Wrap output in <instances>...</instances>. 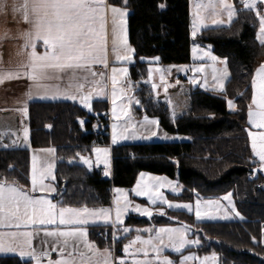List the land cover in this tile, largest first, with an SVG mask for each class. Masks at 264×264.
Here are the masks:
<instances>
[{
    "label": "trees",
    "instance_id": "16d2710c",
    "mask_svg": "<svg viewBox=\"0 0 264 264\" xmlns=\"http://www.w3.org/2000/svg\"><path fill=\"white\" fill-rule=\"evenodd\" d=\"M108 3L129 11L128 42L135 59L129 69L131 80H145L152 60L159 65L194 62L193 45L208 47L218 58H226L228 79L223 93L192 89L189 110L174 119L166 105L154 100L149 87L140 86L136 117L155 118L164 132L183 140L112 146L111 178L79 163V158L89 156L95 147L109 145L107 118L96 119V115L107 111L106 102L92 103L91 112L71 102L29 103L30 148L52 147L56 152L54 199L58 206L109 207L112 190L131 188L141 173L177 181L182 191L173 199L180 201H192L196 197L217 199L230 193L241 221L196 222L186 212L170 211L161 215L159 223L181 224L180 221L191 225L200 246L190 250L198 255L215 253L218 264H264L261 243L264 189L256 188L264 176L256 172V158L248 136L252 77L264 64V46L256 40L259 29L256 13L236 1V15L229 27L203 30L192 41L190 0H108ZM227 99L233 100L234 111H228ZM0 180L22 186L29 184V148L0 146ZM148 223L145 218L128 217L124 227H142ZM111 228L89 227L88 238L97 248H108L111 243L101 236L109 238ZM130 236L131 233L122 237L117 244L125 246ZM183 254L167 256L177 262ZM0 264L31 262L2 256Z\"/></svg>",
    "mask_w": 264,
    "mask_h": 264
},
{
    "label": "snow or ice",
    "instance_id": "6c2138e0",
    "mask_svg": "<svg viewBox=\"0 0 264 264\" xmlns=\"http://www.w3.org/2000/svg\"><path fill=\"white\" fill-rule=\"evenodd\" d=\"M126 2V0H125ZM244 9L256 13L259 21V29L256 33V40L261 46H264V15L258 9V5H264V0H241ZM4 0H0V7H3ZM163 7V5H161ZM211 8L213 17L227 13L228 21L231 23L233 17L236 15V9L228 0H217L213 3L210 0L208 5H197V8ZM217 9L219 11H217ZM18 11L22 12L23 20L30 25L22 35L24 44L22 48L27 51L28 63L24 65L25 71L23 73H0V83L5 79L19 78L21 75L26 76L27 79L32 81L36 87H44L47 89L49 86L43 85L41 82L52 79H62V74L71 73L74 77L77 73H83V82L76 84H69L68 89L61 92L58 86L53 93L52 98H56L57 94L63 95L66 99L76 100L91 110L89 101L92 97V92L84 94V88L87 84L91 83L96 86L93 91L97 95L104 92L105 73H96L92 70L93 65H103L108 67L107 50L105 47L104 27L106 23V16L108 14L112 17L113 25L119 26L121 32L124 30V17L126 9H122L106 3V0H23L19 5ZM223 21L213 18V24H220ZM203 24V19L200 13L197 12V18L193 21V36L198 27ZM117 32L116 27L113 28L114 36ZM119 44L123 45V52L117 51V39H113V54L117 61H131L133 50L127 46V41L120 37ZM42 46L44 51L38 52V47ZM30 49V51H28ZM193 54L195 59H202L207 57L209 60L216 62L219 60L225 67L221 70V77H226L227 61L220 59L211 54L209 51H204L201 56L198 53L197 46H193ZM158 59V58H157ZM178 70H184L183 66ZM193 72H203L204 66L194 67L191 69ZM157 71H161L157 69ZM216 69L213 68V80L217 81L218 87L222 90V80H217L215 75ZM93 78L99 76L100 79H93L89 82L88 76ZM127 75L126 68L111 69V84H112V102L115 105L118 94L124 95L122 90H118L120 77ZM152 70L149 69V79H151ZM163 81V76H161ZM191 83L195 84L196 80L192 79ZM179 83V81H177ZM204 84H207V77H205ZM204 85H201L203 87ZM129 87L131 84L129 83ZM153 89L156 85L153 84ZM74 88V91L70 89ZM252 103L249 105L248 123L257 129H264V64L257 68L252 77ZM31 95V86L29 93ZM43 98V97H42ZM138 103V101H137ZM171 104V102L169 101ZM255 106L253 109L252 106ZM229 108H234L232 100L228 101ZM121 110L125 111L124 106L121 105ZM26 112V109H24ZM115 115V107L113 108ZM126 114V112H125ZM174 115V113H173ZM157 125L158 121L144 117L143 124ZM117 125H113L112 142L115 144L118 138H129L124 135L127 127L135 128L136 125L129 123L124 128L123 132L117 131ZM27 130L25 129V133ZM2 135V133H0ZM135 132L132 137L135 138ZM151 135H156L152 132ZM251 141V149L253 156L257 157L260 166L264 169V132L253 134L248 133ZM25 138H27L25 136ZM53 153L54 149H42ZM97 163H103L105 167L104 174L107 176L108 169V149L94 148ZM84 164L91 167V161L81 156ZM52 165L47 167L38 168L36 164V157H33V168L31 175V192H47L52 193L55 188L46 185L44 181L52 175ZM54 178V177H53ZM146 178V180H145ZM147 181V182H146ZM165 182L172 185L171 181H167L162 177H151L145 173L140 174L136 187L132 192L136 196H146L150 204H156L157 200L161 203H166L168 206L176 208H184L189 212L192 211L190 204H177L172 205L162 195L159 194V188L163 187ZM175 191V189H173ZM118 193L115 200V217L116 223H122V217L129 211L130 201L127 199V194L123 189H114ZM230 193L225 195L222 199L228 200ZM206 208L201 207V200L197 199L195 216L196 219L202 220L204 218L214 219L211 215V209L215 206L217 209L220 207L216 201L208 200L205 202ZM58 209V210H57ZM112 209L109 208H96L89 209L88 207L73 208L64 207L53 203L51 199L46 196L30 195L25 191L22 186H17L15 182L9 183L6 180H0V253H15L23 260L30 259L33 264H115L112 259L111 249L105 248L102 251L88 241L87 231L83 227H75L79 225H87L90 219L103 217L106 221L110 219ZM132 211L138 212L142 216H151L152 213L146 207H141L137 204ZM235 212V208H232ZM161 215L164 213L161 212ZM236 215H239L237 212ZM222 218H226L222 217ZM57 221L63 228L54 227L51 230L48 228L43 229L44 238H41L42 247L33 245V240L38 238L40 228L35 226L57 225ZM73 226V227H69ZM128 232V228L123 229ZM145 231L152 232L153 229H145ZM188 226L182 228H159L155 229V236L149 239H141L139 236L131 241L135 244L139 241L144 247L137 249L143 252L144 260H134L133 264H174V261L167 256L162 255L166 248H171L172 251L180 253L181 249L187 244L198 245L199 239H187ZM51 238V249L49 250V240ZM113 239H116L113 233ZM130 245L124 246V252H129ZM154 254V259H147L148 252ZM50 251L58 253L59 258L51 260ZM216 254L199 258L193 255L181 256L179 264H187L188 261H199V264H216ZM119 264H124L123 260Z\"/></svg>",
    "mask_w": 264,
    "mask_h": 264
},
{
    "label": "crops",
    "instance_id": "0c3cea01",
    "mask_svg": "<svg viewBox=\"0 0 264 264\" xmlns=\"http://www.w3.org/2000/svg\"><path fill=\"white\" fill-rule=\"evenodd\" d=\"M196 1L198 2L201 1V3H205L208 0H190V36H191V25L193 21L192 5ZM235 1H237L243 7L241 0H235ZM22 2L23 0H4L3 7H0V73H8V72L23 73L25 71L24 65L28 63L27 51H25L22 48V45L24 44V38L22 34L26 30H28L30 25L23 20L22 12L17 10L19 8V5ZM106 3L109 4L108 0H106ZM258 9H261L262 11H264V5H258ZM114 27H116L117 29L115 36L113 33ZM120 37H123L124 39H126L127 46L132 49L131 45L128 42V31L124 27L123 32H121L117 25L115 26L113 25L112 17L110 14H108L106 16V23L104 27V39H105V47L107 50L108 67L105 68L103 65H93L92 66V70L95 71L96 73L103 72L106 74L105 81H104V84H105L104 92L97 95L96 92L93 91V89H95L96 86L91 83L87 84L83 90L84 94L92 92V97H91V100L89 101L91 110H89L88 107H85L80 102L79 98H77L76 100L66 99L64 98L63 95H60V94H57L56 98H52L53 93H55L56 91V86H58L61 92H63L64 90L68 89L69 84L74 85L77 82H83V75H84L83 73H77L75 77L71 73L62 74V79H52V80L42 81L41 83L43 85L49 86L47 89H45L44 87H40V88L36 87V85L32 81H30L29 79H27L26 76H23V75H21L19 78L5 79L2 83H0V133H2V135H0V146L1 147L10 146L13 148H29L30 149L29 184L27 186H22L16 183L17 186H22L25 191H28L30 195H34L37 197L46 196L49 199H51L53 203L57 204V201L54 199V197L56 196V187H55V180L53 178L55 168L57 165L56 152L54 151L53 153H49L46 151H41L42 149H49V148L54 149L52 147L37 148V149L30 148L29 127H28V105L31 102H71V103H76L77 105H79L81 108H83L84 110L88 112L93 111L92 103L106 102L108 105L107 111L99 113V114H106V118L108 121L107 138L109 140V145H107V148L109 149L108 155H110L111 166H112L111 147L114 145L132 144V143H150V142H177V141L183 140V137L167 134L158 126V124L149 125V124L144 123L143 126H141L142 122L144 121L145 116L140 117V118L136 117L135 110L136 108H138L137 92L139 91L140 86H147L151 89V91L153 90V88L146 81V79L139 81V82H135L131 80L129 76V69L135 63L134 51L132 53L131 61H122V60L117 61L115 59V55L113 54V51H112L114 38L117 39V44H118L117 51L123 52L124 50L123 45L119 44ZM191 39L192 41L194 40L192 36H191ZM193 46H192V49H193ZM28 51H30V49ZM37 51L42 53L44 51V48L40 46L38 47ZM157 65L159 64H157L156 60L149 61V65L147 68L148 74H149V68L151 66H157ZM99 67H101L102 69L98 70ZM113 67H116L117 69H120V68L127 69V75L126 76L122 75L120 77V83L117 86L118 90H122L124 95L120 96L118 94L116 102L121 101L123 99L125 100L127 98L128 103H129V107L126 108L125 111H122V112L115 111V115L113 114V102H112V95H111L112 93L111 69ZM93 79H100V77L97 76L93 78L90 75L88 76L89 82L92 81ZM180 79H182V76H180ZM129 83L131 84V87H129ZM175 85L177 86V82L175 83ZM30 86H31V95L29 96L27 95V93H29ZM70 90L74 91L75 89L72 88ZM252 94H253V89H252ZM130 96H133L135 98L136 101L134 103L131 102V98L133 97L130 98ZM153 98L156 102L161 103L160 98L159 99L155 98L154 95H153ZM251 103H252V99H251L250 105ZM252 107L253 109L255 108L254 105ZM24 109H26V112L24 111ZM94 114L96 115L98 113H94ZM148 118L155 119V118H150V117ZM129 123L132 125H136V127L135 128L127 127ZM114 124L118 126L117 127L118 132H123L124 128L127 127V131L124 132V135L128 136L129 138L127 139L118 138L117 142L113 144L112 136H113V125ZM25 129L27 130L26 133H25ZM250 129H251V126H250ZM255 129L257 132L264 131V129H257V128ZM133 132H135L136 134L135 138L132 137ZM152 132H155L156 135H151ZM25 136L27 138H25ZM99 147H105V146H98L95 148H99ZM93 152L94 151L92 150L90 154V158H93ZM34 156L36 157V164L38 168L47 167L49 164L52 165L51 167L52 175L49 176L44 181V183L46 185H49L55 188L54 192L52 193H47V192L42 193L39 191L35 193L31 192V187H32L31 186V175H32ZM256 159L258 158L256 157ZM79 163L87 167L89 170H100V172L103 174L102 168L100 164L97 162L92 161L91 167H89L85 165L83 162H81V157H80ZM256 163L258 166L259 162L257 160H256ZM93 164H94V167L92 166ZM257 166H256V172L260 173V171L257 169ZM103 176L106 178H111L112 169L107 176L104 174ZM105 208L112 209L111 214H110V219H108L107 221L103 217H98L95 219H90L87 225L75 226V227H83L86 229L88 241H90L88 238V228L89 227H93V226H109L112 228L118 227L117 225L111 223L112 216H113V207L110 205L109 207H105ZM89 209H96V208H89ZM35 227H38L41 230L39 232L38 238L33 240V245L36 247H42L41 238H44V234H43L44 228H48L49 230H51L54 227L63 228L64 226H60L59 222L57 221V225L55 226L47 225V226H35ZM69 227H73V226H69ZM45 239L49 240L48 247L50 250L51 249V238H45ZM97 249L102 251L105 248H97ZM2 256H15L19 258L20 260H22L19 257V255L15 253H0V257ZM130 256L131 255L129 254L125 258L129 259L131 258ZM48 258L54 261L58 259L59 256L57 252L50 251V256ZM112 259L114 261L113 254H112ZM23 261H29L31 262V264H33V262L28 258L23 259ZM124 262L130 264V261H124Z\"/></svg>",
    "mask_w": 264,
    "mask_h": 264
},
{
    "label": "rangeland",
    "instance_id": "374dc122",
    "mask_svg": "<svg viewBox=\"0 0 264 264\" xmlns=\"http://www.w3.org/2000/svg\"><path fill=\"white\" fill-rule=\"evenodd\" d=\"M209 2H210V0H208L205 3H201V1H199V2L196 1L192 5L193 21H195L197 18V12L200 13L201 18L203 19V24L196 29L194 36L192 34L193 33V21H192V25H191V36H192V38H195L203 30H206L209 28L229 27L231 25V23L233 22V19H232L231 23H229L227 13H223V14L217 15L216 17H213L211 8H205V7H201L199 9L197 8L198 4L204 6V5H208ZM212 2L215 3V2H217V0H212ZM228 2L232 3L234 8H235V2H236L235 0H228ZM109 5H111V4H109ZM113 6H115V5H113ZM116 7H118V6H116ZM119 8H121V7H119ZM122 9H124V8H122ZM217 11H219V10L217 9ZM128 13H129V11L126 9V15L124 17V20H125L124 27L126 30H127ZM213 18L220 19L223 22L218 24V25L213 24L212 23ZM117 26H118V24H117ZM197 50L201 56L203 55L204 51L211 52V50L208 47H204V48L197 47ZM211 54L214 55L212 52H211ZM192 60L194 62H192L190 64H173V65L171 64V65L151 66L149 68L152 70L151 79H149V74L147 73L146 81L151 85V87L153 86V84L156 85V88L152 90L153 95L155 96V98H158V99L160 98L161 103H164L168 107L169 115L172 119H174L177 116L187 112V110L189 109V106H190L189 94H190V91L192 89L198 88L199 90L206 92V93H218L219 94V93L224 92L225 84H226L227 79H228V75L226 77H221V70L225 67V65L221 64L219 62V60L216 62H213V61L209 60L207 57H203L202 59H195L193 51H192ZM201 65L204 66L203 72H193L191 70L192 68L200 67ZM181 66H183L184 70H178L179 68H181ZM213 68H215L217 70L215 73V75L217 76V80H222V84H223L222 90L220 89V87H218L217 81L213 80V78H212L213 77ZM157 69H160L161 71H157ZM227 73H228V70H227ZM161 76H163V81L161 80ZM180 76H182V79H180ZM205 77H207V84H204ZM192 79L196 80L195 84L190 82ZM177 81H179V83H177V86H176L175 83ZM201 85H204V86L201 87ZM169 90H171V91H169ZM131 97H133V96H130V98ZM229 100L230 99H227V109H228V111H234L235 107L230 109L228 106ZM135 101L136 100L134 97L131 98L132 103H134ZM169 101L171 102V104L169 103ZM233 104H234V102H233ZM121 105H123L124 109L126 110V108L129 107L128 99L126 98L125 100L123 99L121 101H117L115 103V105L113 104V108L115 107V111H117V112H122ZM173 113H174V115H173ZM250 126H251V129L249 132H252L253 134L259 133L256 131L255 127H252V125H250ZM250 144H251V141H250ZM99 148L100 149H108L107 146L99 147ZM108 154H109V149H108ZM85 158L89 159L91 162L92 161L97 162L95 152H93V158H90V155L85 156ZM107 159H108L107 171L109 173L112 169L110 155H108ZM256 160L259 162L258 159H256ZM81 162H83V161L81 160ZM99 164H100L102 171H103V174H104V172H105L104 164L102 162ZM87 166H89V165H87ZM257 169L264 176V169L261 168L260 162L257 166ZM147 176L162 177V178H166L167 181H171L172 182L171 186L165 182L164 186L159 188V194L162 195L164 197V199H166L172 205L190 204L192 206V211L189 212L187 209H184V208H176V207L170 208L168 206V204L161 203L159 200H157L156 204H150L148 202V199L146 196H136L135 193L132 192V189L136 187L137 181H138V179H140V174H139L134 185L131 188H129V189L115 188V189H123L125 191V193L127 194L128 201L131 202L129 211L127 213H125L124 216L122 217V220H123L122 223H116L115 222L116 217H115V211H114V209H115V203L114 202L117 199L119 194L116 193L114 191V189L112 190L111 206L113 207V216H112L111 223L117 225L118 227L111 228V231L113 233H115L116 239H118V240H120L122 237L129 236L131 233V236L125 242V245H130L131 241L135 240L137 236H139L141 239H145V240L149 239L152 236H155V229H159V228H182L184 226L183 224H178V223L177 224H160L159 220L161 219V214H160L161 212H163L165 215L167 213H170V211H183V212H186L187 214L192 215L196 222H222V221L228 222V221H241V220H243L240 215H236L237 211H236L234 202L231 198V195L229 197V199L231 201V206L229 205L228 200L222 199L225 196L224 195V196L218 197L217 199H208V200L216 201L217 204L220 206L218 209L215 206H213V208L211 209V215L214 216L215 218L214 219L204 218V219L198 221L196 219V216H195L196 201H197V199H200L201 200V207L206 208L205 202L208 200H205L202 198H197V197L194 198L192 201H180V200L173 199L174 196L180 195L181 191H182V188L179 185H176L177 181L171 180L165 176L146 174V177ZM145 180H146V178H145ZM173 189H175V191ZM137 204L141 205V207L148 208L149 211L152 213V215L150 217L149 216H142L138 212L132 211V208H134L135 205H137ZM233 207L235 208V212L232 211ZM225 216H226V218H222ZM128 217L145 218L149 221V223L142 226V227H133V228L124 227V223ZM124 228H128L129 231L124 232L123 231ZM145 229H153V231L148 232V231H145ZM262 230H263V232H262L261 243L264 246V229H262ZM117 233H119V234H117ZM193 234H195V229L188 228V235L186 238L189 240L198 239V236L193 235ZM199 246H200V243L198 245L187 244V245H185V247L183 249H181L180 253L184 252V254H183L184 256L193 255V256H196L199 258H204L206 256H210L211 254H213V253H209V254H205V255H198L195 251L192 252L193 250H196V248H198ZM111 247H112V245L110 244V247H108V248L111 249ZM143 247L144 246L142 244H140L139 241H137L135 244H131V246L129 248L133 251V253L130 254L131 258H129V259L124 258L121 260L130 261V264H133L134 260L146 259V257H144V255H143V252L137 251V249H141ZM190 249H193V250H190ZM168 253L180 254V253H176V252L172 251L171 248H166L162 255L167 256ZM128 255L129 254L125 253V257ZM216 258H217L216 264H218L217 254H216ZM147 259H154V254L151 252V250H149V252H148ZM180 259H179V261L174 262V264H179ZM171 260H173V259H171ZM187 264H199V261H188Z\"/></svg>",
    "mask_w": 264,
    "mask_h": 264
},
{
    "label": "built area",
    "instance_id": "2783aa9c",
    "mask_svg": "<svg viewBox=\"0 0 264 264\" xmlns=\"http://www.w3.org/2000/svg\"><path fill=\"white\" fill-rule=\"evenodd\" d=\"M101 69H102L101 67L98 68V70H101ZM104 118H106V114L96 115L97 121H101V119H104ZM92 166L94 167V164ZM256 188L257 189H264V181L258 182L256 185ZM261 228L264 229V225H261ZM101 237L104 241L111 243V245H112L111 251L113 254L114 262H115V264H119V260L125 258L124 246H119L117 244L119 240L113 239V232L111 233L109 238L107 237V235H102ZM132 252L133 251L131 249H129V252L127 254H131ZM124 264H128V263L124 262Z\"/></svg>",
    "mask_w": 264,
    "mask_h": 264
},
{
    "label": "water",
    "instance_id": "95a60500",
    "mask_svg": "<svg viewBox=\"0 0 264 264\" xmlns=\"http://www.w3.org/2000/svg\"><path fill=\"white\" fill-rule=\"evenodd\" d=\"M173 222H176V220L175 219H171ZM179 223H181V224H183L184 226L186 225V226H188V228H192L191 227V225H188V224H186V223H184V222H180V221H178Z\"/></svg>",
    "mask_w": 264,
    "mask_h": 264
}]
</instances>
